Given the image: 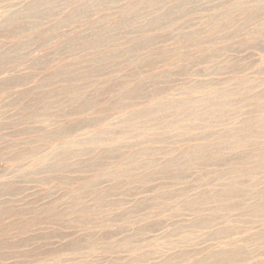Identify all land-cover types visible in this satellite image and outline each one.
Segmentation results:
<instances>
[{"label":"rangeland","instance_id":"rangeland-1","mask_svg":"<svg viewBox=\"0 0 264 264\" xmlns=\"http://www.w3.org/2000/svg\"><path fill=\"white\" fill-rule=\"evenodd\" d=\"M0 264H264V0H0Z\"/></svg>","mask_w":264,"mask_h":264},{"label":"bare ground","instance_id":"bare-ground-1","mask_svg":"<svg viewBox=\"0 0 264 264\" xmlns=\"http://www.w3.org/2000/svg\"><path fill=\"white\" fill-rule=\"evenodd\" d=\"M30 8H31V7H30ZM31 19H33V18H31ZM36 19H37V18H36ZM13 27H14V26H13ZM10 29H11V28H10ZM192 110H193V109H192ZM173 175H174V174H173ZM173 175H172V176H173ZM170 176H171V175H170ZM172 176H171V177H172ZM220 176H221V175H220ZM173 177H174V176H173ZM103 181H104V180H103ZM224 185H225V184H224ZM210 194H211V195H210V196H211V201H210V203H211L212 201H216V200H218L219 197H220V194H221V193H218L217 191H213V192L210 193ZM224 195H227V194H224ZM228 196H229V195H228ZM206 198H207V197H206ZM186 199H187V198H186ZM79 202H80V203H79ZM79 202H78L77 204H75L72 208H70V209L67 208V210H66L64 213H61V216H62V217H69V215H70L72 212L75 211L76 214L79 213L80 216H81V214H83L82 216H83L84 219H85V215H86V212H87V210H88V204H87L86 201H84L83 199H82V200H79ZM210 203H209V204H210ZM112 204H113V203H112ZM112 204H111V205H112ZM209 204H208V205H209ZM76 205H79V206H80V205H83V207H82V208H80V207H76V208H75ZM208 205H204L203 208L205 209V207L208 206ZM109 207H110V206H109ZM149 208H150V207H149ZM203 208H201V209H203ZM57 209H58V208H57ZM146 209H147V208H144V209H143L144 212H142V213H145V214H143L142 219H143L144 217H147V216L149 217L150 214H153V215H154V212H152V211H151V212H150V211L147 212ZM194 209H195V208H194ZM196 209H197V208H196ZM96 210H98V212H100L99 207H98ZM189 210H191V209H189ZM199 210H200V209H198V210H192V211H193L194 213L197 214V213H200ZM133 211H134V210H133ZM139 211H140V210H139ZM59 212H60V211H59ZM75 212L73 213L74 215H75ZM158 212H159V211H155V213H157V214H158ZM142 213H141V214H142ZM21 216H22V215H21ZM77 217H79V216H77ZM150 218H151V217H150ZM84 219H82L81 224H77V223H75V224L65 223V225H68V226H74V227H80V226H82V225H86V224H87V222H86ZM146 219H147V218H146ZM71 221H72V220H71ZM206 221H207V220H206ZM195 222H196V221H195ZM25 223H26V222H25ZM54 223H55V222L52 221V220H51V221H48V224H49V225H53ZM78 225H80V226H78ZM25 230H26V229H25ZM5 232H8V230L6 229ZM139 241L141 242L139 246L143 245V241H141V240H139ZM129 250H130V249H127V250H125V252H127V251H129Z\"/></svg>","mask_w":264,"mask_h":264}]
</instances>
